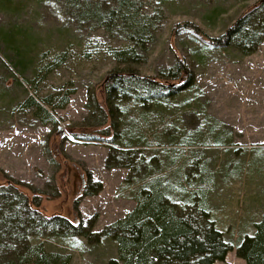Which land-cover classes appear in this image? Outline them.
Instances as JSON below:
<instances>
[{
  "label": "rangeland",
  "instance_id": "374dc122",
  "mask_svg": "<svg viewBox=\"0 0 264 264\" xmlns=\"http://www.w3.org/2000/svg\"><path fill=\"white\" fill-rule=\"evenodd\" d=\"M66 1L0 0V185L17 181L44 215L63 214L75 223L92 217V229L99 230L135 203L131 193L137 182H126L127 169L104 165L112 130L95 107L104 106V77L117 66L105 48L123 40L118 32L78 21ZM141 3L157 10L160 20L145 59L134 67L153 75L183 58L193 82L145 110L127 103L116 134L138 148L139 156L156 157L164 180L203 190L216 226L235 244L264 211V37L241 55L214 46L203 34L219 35L254 0ZM18 47L24 50L20 70L11 64ZM54 53H61L63 62L45 72L44 60ZM67 90H72L67 103L53 109L55 125L42 123L24 101L31 95L50 109L39 98ZM187 167L195 174L189 184ZM88 178L101 183L94 194L83 193ZM36 239L46 249L69 252V264H108L115 256L110 239L98 244L82 236L69 244L44 235ZM214 264L244 260L231 249Z\"/></svg>",
  "mask_w": 264,
  "mask_h": 264
},
{
  "label": "trees",
  "instance_id": "16d2710c",
  "mask_svg": "<svg viewBox=\"0 0 264 264\" xmlns=\"http://www.w3.org/2000/svg\"><path fill=\"white\" fill-rule=\"evenodd\" d=\"M66 3L74 9L78 21L118 32L122 37V44L105 48L117 66L104 77V106L95 103V107L101 109L112 130L104 165L127 169L126 182H137L131 193L135 203L122 216L93 230L92 217L75 223L63 214L44 215L37 209L39 201L34 196L29 198L18 189L17 181L7 180L0 185V264H69V252L46 249L43 241L36 239L39 235L67 244L73 236H82L91 244L110 239L115 244V256L107 260L108 264H214L223 260L231 249L244 264H264V211L253 222V229L239 235L232 244L216 226L203 190L187 187L182 180H164L156 157L139 156L138 148H132L128 139L121 140V132L116 134L127 103L135 102L145 110L174 97L193 82V72L183 58L174 59L153 75L142 74L134 67L146 57L147 45L160 20L159 12L145 10L141 0H67ZM203 36L216 47L234 49L241 55L251 53L264 37V0H254L219 35ZM17 49L14 53L18 57H11V64L20 70L17 64H23L24 50ZM62 57L61 53H54L46 58L44 71L61 64ZM71 91L39 98L50 109L31 95L24 101L34 107L42 123L55 125L53 109L63 107ZM186 169L184 182L189 184L195 175L194 168ZM87 181L84 194H94L100 189L99 180L88 178Z\"/></svg>",
  "mask_w": 264,
  "mask_h": 264
}]
</instances>
